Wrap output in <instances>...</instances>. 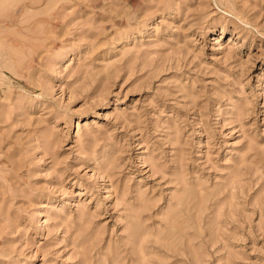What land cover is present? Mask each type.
<instances>
[{
    "label": "rangeland",
    "instance_id": "1",
    "mask_svg": "<svg viewBox=\"0 0 264 264\" xmlns=\"http://www.w3.org/2000/svg\"><path fill=\"white\" fill-rule=\"evenodd\" d=\"M0 264H264V0H0Z\"/></svg>",
    "mask_w": 264,
    "mask_h": 264
}]
</instances>
